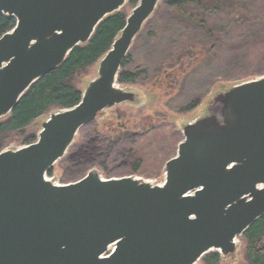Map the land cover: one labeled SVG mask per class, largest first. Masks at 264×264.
<instances>
[{
    "label": "water",
    "instance_id": "95a60500",
    "mask_svg": "<svg viewBox=\"0 0 264 264\" xmlns=\"http://www.w3.org/2000/svg\"><path fill=\"white\" fill-rule=\"evenodd\" d=\"M127 1L0 0L16 19L0 36V119ZM160 1L138 0L77 104L50 113L34 142L0 151V264H194L233 253L264 214V75L218 91L209 113L183 126L162 185L95 169L66 184L46 178L81 127L138 101L118 73Z\"/></svg>",
    "mask_w": 264,
    "mask_h": 264
},
{
    "label": "rangeland",
    "instance_id": "374dc122",
    "mask_svg": "<svg viewBox=\"0 0 264 264\" xmlns=\"http://www.w3.org/2000/svg\"><path fill=\"white\" fill-rule=\"evenodd\" d=\"M239 4L241 13L231 10ZM133 8L126 2L121 10L127 15ZM174 13L173 8L160 1L125 56L126 68L137 72L138 78L134 83L118 85L137 93L138 101L111 105L81 127L64 156L54 163L52 174L47 175L53 182H73L95 169L103 178L131 175L161 184L164 164L176 155L177 145L183 140V126L205 112L208 114L218 91L264 74V0H203L205 29L190 26ZM193 13L196 15L197 11ZM193 44L202 46L204 55L198 56L199 50ZM182 57L189 61L183 63L181 74L176 75L173 65ZM96 74L97 62L78 72L73 85L82 91ZM163 74L166 80L162 79ZM56 110L52 108L29 129L10 136L2 150L25 145L23 138L28 132L37 138L41 122ZM115 118L119 119L122 131V150L106 156L109 131L105 128L107 140L101 146L98 127L110 125ZM134 149L141 157L138 172H132L131 167L130 154ZM100 160L107 163L105 173L97 165ZM236 242V250L222 256L221 264H247L242 254L243 240ZM194 264L203 263L199 259Z\"/></svg>",
    "mask_w": 264,
    "mask_h": 264
},
{
    "label": "trees",
    "instance_id": "16d2710c",
    "mask_svg": "<svg viewBox=\"0 0 264 264\" xmlns=\"http://www.w3.org/2000/svg\"><path fill=\"white\" fill-rule=\"evenodd\" d=\"M162 2L165 6L173 8L175 10L174 16L181 17L183 22L186 20L185 22L190 26L196 25L199 28H206L202 14L203 0H162ZM127 3L135 6L138 0H128ZM231 10L238 13L242 12L240 4L233 5ZM193 11H197L196 15ZM125 19L126 13L122 10L104 18L85 44L73 48L63 63L43 75L29 87L12 111L6 117L0 119V151L10 136L29 129L32 123L45 112L52 108H57V110L69 108L79 102L81 90L73 85V78L78 72L94 64L103 56L125 25ZM15 24L16 19L14 17L0 13V36L11 30ZM193 46L199 50L198 56L204 55L202 46L196 44H193ZM198 56L196 59L199 61ZM262 59L264 60V55ZM185 61L189 60L182 57L174 63L173 67L175 66L176 68L172 72L180 75ZM126 64L127 60L125 58L121 63L117 80L119 83H134L138 78L137 72L132 71L130 68L127 69ZM161 69L159 68V71ZM162 76V79L166 80L164 78L165 75L163 74ZM116 122V127H112L111 125ZM119 124V119L115 118V121L110 123V125L107 123L104 125L100 124L98 127L99 133L96 131L97 139L102 142L107 140L103 132L105 128H108L110 142L105 150L106 156L122 150V137H120L122 131ZM35 140L36 136L32 132H28L23 138L24 144L32 143ZM102 144L103 142L101 146ZM96 146L98 147L99 145L97 144ZM96 146L94 147L96 148ZM136 152L134 149L130 154L132 157V172H138L141 166V157L138 153L135 154ZM128 160L127 162L129 163ZM102 161L100 160L97 165L105 173L107 163H105V160ZM51 174L52 171L49 170L47 175L50 176ZM240 239L243 240L242 254L245 262L247 264H264V214L251 223ZM201 260L203 264L222 263V257L216 251L204 254Z\"/></svg>",
    "mask_w": 264,
    "mask_h": 264
}]
</instances>
